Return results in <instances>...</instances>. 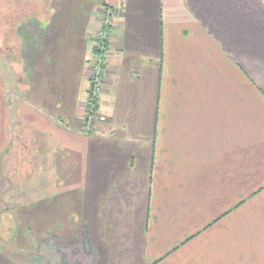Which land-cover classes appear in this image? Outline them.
<instances>
[{
  "label": "crops",
  "instance_id": "0c3cea01",
  "mask_svg": "<svg viewBox=\"0 0 264 264\" xmlns=\"http://www.w3.org/2000/svg\"><path fill=\"white\" fill-rule=\"evenodd\" d=\"M1 53L0 264H264V0H0Z\"/></svg>",
  "mask_w": 264,
  "mask_h": 264
},
{
  "label": "built area",
  "instance_id": "2783aa9c",
  "mask_svg": "<svg viewBox=\"0 0 264 264\" xmlns=\"http://www.w3.org/2000/svg\"><path fill=\"white\" fill-rule=\"evenodd\" d=\"M117 9L110 6L103 8L101 20V28L94 38V45L97 48V54L94 59L88 64L86 76L88 80L87 96L84 102V130L91 132L95 130L93 121L95 119L104 121L105 115L98 112L97 101L100 97L105 80V56L107 52V43L110 36V31L107 26H110L112 18L116 16Z\"/></svg>",
  "mask_w": 264,
  "mask_h": 264
},
{
  "label": "rangeland",
  "instance_id": "374dc122",
  "mask_svg": "<svg viewBox=\"0 0 264 264\" xmlns=\"http://www.w3.org/2000/svg\"><path fill=\"white\" fill-rule=\"evenodd\" d=\"M12 57H13V55L9 56V58H12ZM5 59H6L5 55L3 53H1L0 54V65L2 66V68H4L5 64L7 63V60H5Z\"/></svg>",
  "mask_w": 264,
  "mask_h": 264
},
{
  "label": "trees",
  "instance_id": "16d2710c",
  "mask_svg": "<svg viewBox=\"0 0 264 264\" xmlns=\"http://www.w3.org/2000/svg\"><path fill=\"white\" fill-rule=\"evenodd\" d=\"M110 28H111V25L110 26H107V29L110 31ZM93 54H94V57H95V55L97 54V48H96V46L95 45H93Z\"/></svg>",
  "mask_w": 264,
  "mask_h": 264
}]
</instances>
